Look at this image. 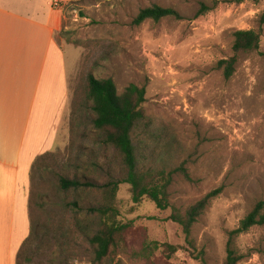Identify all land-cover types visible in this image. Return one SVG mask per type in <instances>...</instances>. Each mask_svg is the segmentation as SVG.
<instances>
[{"label":"rangeland","instance_id":"obj_1","mask_svg":"<svg viewBox=\"0 0 264 264\" xmlns=\"http://www.w3.org/2000/svg\"><path fill=\"white\" fill-rule=\"evenodd\" d=\"M152 4L173 8L181 18L135 24L139 10ZM202 4L206 10L199 12ZM54 5L61 12L54 39L65 54L70 104L60 145L34 161L29 178L21 181L31 226L16 264H91L86 237L96 220L87 208L100 194L64 193L59 177L104 181L105 173L98 175L94 167L118 178L123 173L121 159L112 147H102L92 126L91 102L83 104L88 73L111 78L118 93L130 83L145 87L142 107L160 134L159 144L156 137L141 136L145 153L150 157L156 149L155 166L167 171L183 166L190 177L172 175L166 210L148 199L135 204L130 185H118L114 205L130 227L111 264H201L200 252L206 264H225L229 232L256 202H264V0H56ZM239 29L259 31V47L240 52L226 78L217 62L233 54V33ZM12 179V172L0 174V194L11 189ZM217 188L219 194L193 224L188 245L181 226L166 218ZM74 200L78 207L67 205ZM162 243L179 249L168 258ZM232 245L240 256L236 264H264V226H252Z\"/></svg>","mask_w":264,"mask_h":264},{"label":"trees","instance_id":"obj_2","mask_svg":"<svg viewBox=\"0 0 264 264\" xmlns=\"http://www.w3.org/2000/svg\"><path fill=\"white\" fill-rule=\"evenodd\" d=\"M204 9L206 10V7L202 4L199 12H203ZM164 17L181 18L173 8L152 4L140 9L133 22L139 24L146 19L158 21ZM261 22H264V14L261 17ZM233 36V54L229 58L217 62V67L223 69V75L226 78L232 74L233 66L240 52L255 50L259 47L260 34L257 30L239 29L233 33ZM83 89V104L87 106L91 102L89 108L94 113V118L91 121L92 126L100 137L99 141L102 147L105 150L107 147H112L117 157L121 159L122 167L119 169L123 173V177H115L111 170L104 171L103 167H94L97 169L98 175L101 172L105 173L104 181L87 175L77 177L66 174L59 177L58 185L64 193L89 190L100 194L101 199L87 208V212L96 220V229L92 230L86 238L93 251L91 264H102L104 261L111 264L114 258L123 251L126 242L125 234L130 227L129 222L118 218L119 211L114 205L118 185L120 183L130 185L131 199L135 204L140 203L143 199H148L159 210H166L170 207L168 187L172 175L180 171L187 179L190 177L183 166L169 171L166 170L165 165L155 166L154 160L159 152L156 149L152 151L150 157L145 153L143 144L147 142L145 143L141 136L156 137L157 144L160 139V134L154 131L152 120L142 107L145 101V87L130 83L121 93H118L111 78H96L93 74L88 73ZM164 146L162 144V147ZM48 153L37 156L34 161ZM219 192L220 188L211 190L200 200L190 205L184 213L173 209L166 218L181 226L188 245H192L191 229L193 224L204 212L210 200ZM67 205L78 207L75 200L67 201ZM255 225L264 226L263 201L256 202L253 208L240 219L237 227L229 232L225 264H236L240 259L233 248L232 239ZM160 246L163 248L162 253L168 258L179 249L178 245L169 243H162ZM196 258L201 264H206L202 252L198 253ZM120 263V261L117 262V264Z\"/></svg>","mask_w":264,"mask_h":264},{"label":"crops","instance_id":"obj_3","mask_svg":"<svg viewBox=\"0 0 264 264\" xmlns=\"http://www.w3.org/2000/svg\"><path fill=\"white\" fill-rule=\"evenodd\" d=\"M55 1L0 0V174H13L11 189L0 194V205H8L0 207V264L17 263L30 233L28 193L21 181L29 178L37 156L60 145L69 109V72L54 39L61 25Z\"/></svg>","mask_w":264,"mask_h":264}]
</instances>
